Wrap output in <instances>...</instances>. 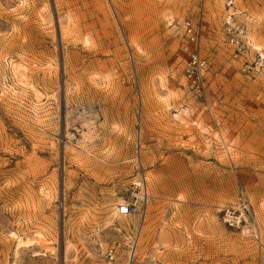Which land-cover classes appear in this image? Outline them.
Here are the masks:
<instances>
[{
    "label": "rangeland",
    "instance_id": "obj_1",
    "mask_svg": "<svg viewBox=\"0 0 264 264\" xmlns=\"http://www.w3.org/2000/svg\"><path fill=\"white\" fill-rule=\"evenodd\" d=\"M234 1L0 0V264H264V0Z\"/></svg>",
    "mask_w": 264,
    "mask_h": 264
},
{
    "label": "built area",
    "instance_id": "obj_2",
    "mask_svg": "<svg viewBox=\"0 0 264 264\" xmlns=\"http://www.w3.org/2000/svg\"><path fill=\"white\" fill-rule=\"evenodd\" d=\"M227 5L234 7L235 1L228 0ZM229 20H227V34L229 42L234 44L238 49H243L246 46L244 36L246 35V28L240 25L235 20V13L233 10L229 11ZM173 35L182 41V48L187 54L185 75L187 82L185 89L189 94L201 95L205 90V76L208 68V59L201 53V39L200 31L196 24L189 16L182 19L173 20L171 23ZM148 196V193L145 192ZM144 197V195H143ZM133 209L132 204L122 203L119 206V212L122 214H129ZM253 231V228H248L247 232ZM119 243H111L107 248V256L110 260H115L119 253ZM126 264H143L138 254V236L132 238L128 242L126 250Z\"/></svg>",
    "mask_w": 264,
    "mask_h": 264
},
{
    "label": "bare ground",
    "instance_id": "obj_3",
    "mask_svg": "<svg viewBox=\"0 0 264 264\" xmlns=\"http://www.w3.org/2000/svg\"><path fill=\"white\" fill-rule=\"evenodd\" d=\"M234 13H236L235 11H234ZM228 16H229V12H228V14H227V20H229L230 18H228ZM235 17H236V14H235ZM257 49H259V50H261L260 49V46H257L256 47ZM14 68H16V72L17 73H19L20 74V77H21V79L23 80V81H25V80H27L28 79V69H27V66H24V65H22V66H14ZM16 75V74H15ZM14 75V76H15ZM26 82V81H25ZM24 82V83H25ZM27 83L28 82H26V85H27ZM28 85H29V83H28ZM31 86H33V85H31ZM34 89V88H33ZM35 91H36V89H34ZM35 93H38V92H35ZM119 206H120V204H119ZM118 212H119V207H118ZM119 214H121V215H127V214H122V213H120L119 212ZM19 238V237H18ZM26 241L27 240H23L22 238H20V241H19V243L21 244V245H24V243L26 244ZM43 241V240H42ZM29 242V241H28ZM40 242H41V240H40ZM45 243V242H44ZM43 242H41L40 243V245H42V246H44L45 244H44ZM47 247V246H46Z\"/></svg>",
    "mask_w": 264,
    "mask_h": 264
}]
</instances>
